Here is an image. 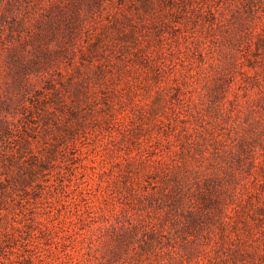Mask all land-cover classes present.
I'll return each mask as SVG.
<instances>
[{
    "label": "rangeland",
    "instance_id": "1",
    "mask_svg": "<svg viewBox=\"0 0 264 264\" xmlns=\"http://www.w3.org/2000/svg\"><path fill=\"white\" fill-rule=\"evenodd\" d=\"M154 2L82 5L68 35L49 0H0V264H264V102L244 87L264 81V43L243 0L222 6L229 32L195 3ZM179 162L193 186L194 169L234 172L240 215L186 227L194 197L177 204L164 173Z\"/></svg>",
    "mask_w": 264,
    "mask_h": 264
},
{
    "label": "trees",
    "instance_id": "2",
    "mask_svg": "<svg viewBox=\"0 0 264 264\" xmlns=\"http://www.w3.org/2000/svg\"><path fill=\"white\" fill-rule=\"evenodd\" d=\"M103 0H49L48 5V19L46 21L47 26L50 28L51 33L59 32L61 30L66 31L69 35L73 33H78L79 27L83 21V13H82V5H86L87 7L100 6ZM174 3L178 0H172ZM207 0H183V6L188 7L189 5L193 6L197 12H199L202 16L209 15L211 19L209 21V30L215 31L216 27L218 29H225L226 32H229V29L234 28V18L235 14H232V18L227 17L225 12L223 11V4L231 3L232 0H214L213 3H207ZM134 3V0H132ZM219 2H223L219 4ZM155 4L154 0H140V5L144 9V11H148ZM206 4V8L203 5ZM244 12L250 13L248 16L251 21H247L245 19H241L239 24L241 27L247 28V37L252 41L253 38L257 40L256 47L257 51H260L263 48L264 43V26L260 25V21L264 22V0H243ZM12 4L9 3L7 8L10 9ZM240 10V9H239ZM7 14L4 13L2 17L5 18ZM15 20V19H14ZM16 24L18 25V21L16 20ZM15 28V25L12 26ZM39 36V35H37ZM226 38V37H224ZM9 52L14 50V47L7 48ZM15 53L18 55V51L15 49ZM141 49H138L140 52ZM22 55V52H21ZM146 55V54H144ZM243 74H246L245 71H242ZM232 76V73H231ZM230 77V76H229ZM226 77L224 80H215L212 86V90L210 93L215 94L217 96L224 95L226 87L228 86L226 81ZM253 81V82H249ZM227 82L232 84L230 78ZM246 84L244 87L249 88L254 85L259 88V96L256 99L257 102H264V81L259 77V74H254L252 76H248L245 80ZM213 91V92H212ZM2 131V130H1ZM6 134L8 133V128L4 131ZM2 136L0 132V137ZM219 142V141H218ZM30 144V143H27ZM242 152H244V147H241ZM238 151V150H237ZM31 152V150H30ZM241 153V150L239 151ZM33 159H35L37 170L42 171L45 169L46 157L39 156L33 154ZM249 161L251 166L255 167V156L249 155ZM46 158V159H45ZM170 168V167H169ZM165 175L168 177L166 181L173 180L172 185V194H174V199L177 204L182 201L183 198L193 196L190 200V209L188 211L182 210L184 214V221L186 223V227H195L199 225L201 221H205L206 218L210 220H219L223 221L224 214L230 215V213H226L228 209L229 203L235 205L234 213L236 216L240 215L242 212L240 208V204L235 202V198L237 196L236 190L228 189L227 184L222 183L223 180H228V182H234L236 180V176L234 172L227 171L225 176H221L219 173H212L209 176L206 175L203 171L194 169V176L197 177L195 185H192L191 175L192 172H188L186 169V165L184 163H177L170 168L169 172L164 171ZM227 182V183H228ZM230 201V202H229ZM264 207H260L259 210L263 211ZM186 213V214H185ZM121 242V240H120ZM120 250L116 249L114 254H119ZM192 252L186 253V259L188 261L191 260ZM238 257V253L235 255ZM109 264V263H102ZM175 264V263H172ZM178 264H184L183 261H179Z\"/></svg>",
    "mask_w": 264,
    "mask_h": 264
}]
</instances>
